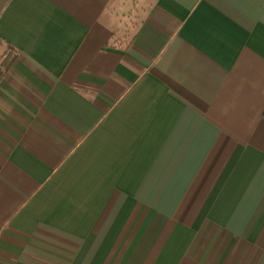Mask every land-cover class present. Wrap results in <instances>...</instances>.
<instances>
[{
  "label": "crops",
  "instance_id": "1",
  "mask_svg": "<svg viewBox=\"0 0 264 264\" xmlns=\"http://www.w3.org/2000/svg\"><path fill=\"white\" fill-rule=\"evenodd\" d=\"M126 2L0 0V264H264V0Z\"/></svg>",
  "mask_w": 264,
  "mask_h": 264
},
{
  "label": "rangeland",
  "instance_id": "2",
  "mask_svg": "<svg viewBox=\"0 0 264 264\" xmlns=\"http://www.w3.org/2000/svg\"><path fill=\"white\" fill-rule=\"evenodd\" d=\"M147 2H148V0H127L126 5H125V9L129 10V9L133 8L134 6L137 7L138 9H140L141 7L145 6ZM133 9H135V8H133ZM131 13H133V14L130 15L129 26H132L134 24V22L137 20L136 19L137 17H135V15H134L137 12L133 10ZM1 50H0V59L2 57V51Z\"/></svg>",
  "mask_w": 264,
  "mask_h": 264
},
{
  "label": "trees",
  "instance_id": "3",
  "mask_svg": "<svg viewBox=\"0 0 264 264\" xmlns=\"http://www.w3.org/2000/svg\"><path fill=\"white\" fill-rule=\"evenodd\" d=\"M16 56L17 54L13 50H10L5 54V58L0 64V80L3 78L8 69L12 66V63L16 59Z\"/></svg>",
  "mask_w": 264,
  "mask_h": 264
}]
</instances>
